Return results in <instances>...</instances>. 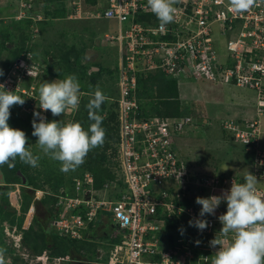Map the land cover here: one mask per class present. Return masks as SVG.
Returning a JSON list of instances; mask_svg holds the SVG:
<instances>
[{"label":"built area","instance_id":"obj_1","mask_svg":"<svg viewBox=\"0 0 264 264\" xmlns=\"http://www.w3.org/2000/svg\"><path fill=\"white\" fill-rule=\"evenodd\" d=\"M16 1L20 20L29 7L25 0ZM65 1L72 11L70 20L117 23L118 33L104 37L105 42L118 47L119 55L120 95L112 100L117 104L119 128L118 154L112 162L116 179L106 182L102 193L105 196L114 191L119 197L97 198L94 176L86 172L82 180L77 179L76 189H85L82 197H61L57 203V231L81 240L99 218L104 224L113 223L118 242L107 264H211L219 246L212 248L209 242L219 235L222 224L218 217L225 213L223 207L227 208V204L222 202L215 216L204 217L209 226L201 232L189 226L190 220L199 218L201 208L184 207L182 202L220 195L230 190L233 180L242 182L216 166L196 170L184 163L174 140L191 124V118L143 117L137 97L138 75L161 72L177 80L179 86L183 81L206 80L256 93L258 118L243 123L227 118L223 129L244 148L254 150L252 174L264 194V149L260 147L264 118V5L239 14L230 10L228 0H180L175 21L161 30L156 16L146 6L147 0H96L90 10L84 8L86 0ZM126 23L129 25L125 29ZM31 35L37 39L40 32L35 28ZM218 37L224 39V54H220ZM45 72L46 66L26 46L21 58L0 77L5 90L16 91L25 99L22 106L13 107L19 114L21 110L31 124L36 111L49 119V111L39 108L36 94ZM29 78L34 84L26 88L23 83ZM119 181L124 183L123 189ZM164 213L179 220L180 235V229H184L177 240L181 245L175 241L167 245L170 241L165 235ZM13 233L15 230L8 232L17 260L8 258L9 264H62L63 258L26 252L22 236Z\"/></svg>","mask_w":264,"mask_h":264},{"label":"trees","instance_id":"obj_2","mask_svg":"<svg viewBox=\"0 0 264 264\" xmlns=\"http://www.w3.org/2000/svg\"><path fill=\"white\" fill-rule=\"evenodd\" d=\"M25 1L29 8L25 10L26 16L20 20H17L18 13L16 10H14L13 14H6V10L0 11V69H3L4 74L8 73L13 64L21 58L26 47H24V44H26L27 40L25 38H29L36 28L40 32V36L37 38L39 41L35 42L33 47H30L29 49L34 52L38 59L41 57L42 59H45L47 63H49L50 69L53 71V75L60 79H64L68 75L74 74L79 80L81 90L84 89L86 92H89V89H94L97 88V86L104 85V83L106 84V88L107 86H112V82L114 81H109V79L105 78V73L107 74V71L108 76L113 77L110 70L105 69L104 67H99L100 70L98 72L91 71L90 74L88 73L90 66L84 64L85 53L88 49L87 47H89L88 44H85L86 42L79 38L77 32L74 33L73 30H69L67 32L59 28V25H61L62 22H66L68 24L71 22H80L78 20L68 19V16L72 11L68 8V3L65 0ZM95 3L96 0H86L84 4L85 10H90V6L94 5ZM95 31H97V28ZM69 33H72V35H69ZM42 36H44L43 39L40 38ZM68 37L69 39L66 40ZM40 41H42L41 44ZM55 43L57 44L55 45ZM37 47H39L38 50ZM55 48L59 50L58 57L50 51V49ZM108 51L109 49L106 50L107 53ZM49 57H52L55 62L50 63L48 61ZM32 84H34V80L29 78L24 81L23 86L29 88ZM103 89L104 90H102V92L108 98H113V96L110 94L108 95V89ZM137 97L139 100L140 113L143 117L157 115L166 118H179L185 115V110L182 107L184 104L180 100L178 81L168 79L161 72L147 75H138ZM92 99L93 97L83 100L85 102H83L80 112L73 120V122H79L86 130L94 122L92 119H90V111L87 107ZM116 107L117 104L115 102L110 103L108 99L102 105L98 113L103 117L102 126L106 129L107 133L105 147L104 143L103 146L92 150L87 156V162L85 161V163L76 171L69 173L62 172L60 170L61 166L52 168V159H44L35 152V150L39 149V147L36 145L38 138L32 135V125L30 122L25 121L20 116L11 112V116L8 121L9 125L13 128L23 130L26 133L28 140L30 139L29 143L33 145V155L39 157L38 167H41V170H39V173L36 176L30 174L29 171L34 167L20 161L19 158L16 159L15 166L12 168H9L7 164L3 167H0V170L6 179L5 182L8 184L1 186L0 188V231L2 235H5L6 227H10L11 229L16 228L19 232L24 234L25 245L30 251L43 252L50 250L51 252L54 251L52 252V255L60 257L68 255L72 256L70 252L73 253L74 248L78 249V247H76L78 242H90L97 245L99 244L100 246H103L104 249H109L110 251L108 254H106L101 263L96 262L93 264H107L106 262L114 250V245L117 244L118 240L115 238L113 233H109V231L104 234L101 233V235L103 234L102 236L100 234L97 235V231L99 230H97V228L100 224H102L101 221L95 222L91 226L90 232L85 235L82 240H72L69 238L56 236L53 231H48L47 224L50 221L53 222V219L57 217L56 205L59 200L57 198L59 195V190L64 187L66 183H69L70 187L72 188L74 178L82 177L87 171H89L94 176L95 184L93 188L95 192H98L96 197L99 198L101 196L99 198L101 199L107 196H104V194H101L100 192L103 190L106 182L116 179V174L111 159L104 152L102 153L101 150L103 151L104 148L108 149L109 145L107 141L115 140L118 134L119 128L117 123L118 116L115 112ZM104 113H107V116H104ZM52 120L56 119L49 112L48 122H51ZM60 121L64 123L63 120ZM244 150L249 158L253 161L254 150L251 148H245ZM57 164L60 165V163ZM18 170H21L23 174L26 175L28 182L26 186L21 187V193L19 195L17 204L19 207H15L12 204L10 195L13 191H15V185L21 183L16 175ZM236 177L240 178L239 176ZM41 178L42 181H44L43 183H41ZM240 181L242 183L244 182L243 179H240ZM118 185L121 189H123L125 186L122 181H119ZM39 190L44 191L47 194H45L43 200L34 201L36 191ZM68 193H70L72 196L70 190ZM84 193L85 189L81 191L78 196L82 197ZM108 194L112 195L111 198L119 197V195L115 194L114 191H111ZM33 203L36 205L37 212L41 213L45 218H48V221L45 223L42 222L38 216H35L32 223H35V225L38 226L39 231L41 230L40 234L39 231H36L35 227V230L32 229V225L28 230L23 229L26 215ZM192 204L197 207H202L196 203V199L187 200L183 203L184 206H190ZM223 209L225 212L227 211L225 207H223ZM161 211L162 210L159 209V212ZM163 215H165L164 220L167 221V232H165V235L170 241L167 245H171V243L174 241L176 245H181L177 242L178 237L181 236L176 230L178 219L175 217L168 218L167 213H164ZM191 234L192 233L190 232L189 235ZM2 235H0V247H5L7 249V257L10 259L12 258L15 262L17 260V258L14 256L16 251L10 246V243L5 240ZM161 235H163V233H161ZM204 238L206 237L201 239ZM38 240L42 242V245H39L40 242H38ZM50 240H55L56 244L49 247L48 243H50ZM34 241H37V245L36 243H32ZM104 241H107L110 244L109 248L104 245ZM77 249L74 251L76 254L78 252ZM75 256L76 255L74 254L73 257Z\"/></svg>","mask_w":264,"mask_h":264},{"label":"clouds","instance_id":"obj_3","mask_svg":"<svg viewBox=\"0 0 264 264\" xmlns=\"http://www.w3.org/2000/svg\"><path fill=\"white\" fill-rule=\"evenodd\" d=\"M178 3H180V0H147L146 6L156 16L159 21V26L161 30H163L168 24L175 21L177 13L176 5ZM228 3L230 10L239 14H244L254 7L264 5V0H228ZM3 75L4 71L0 69V77ZM29 75L31 76V72H29ZM117 82H119V78ZM0 88L3 89L0 91V167L6 164L9 168L14 167L17 158L30 166H38L39 157L33 155L26 133L23 130L11 127L8 123L11 112L29 122L27 117L24 118L23 114L16 112L13 107L16 105L22 106L25 103V99L15 94L16 91L5 90L3 84H0ZM38 92L40 109L44 112L50 111L53 116L68 114L71 118V122L68 121L63 123L60 120L48 122L46 117L42 116L39 111L34 112V119L32 124H30L33 127L32 135L38 138L36 145L43 154L60 163V170L62 172L69 173L76 171L85 163L88 154L92 150L103 146L105 143L107 133L106 129L102 126L103 117L98 113L102 105L108 99L110 103H113L112 100H116L117 98H108L99 86H97L93 99L87 106L90 111V119L94 122L86 130L79 122H73L75 116L80 112L84 100L81 98V85L74 74L68 75L62 80L57 79L52 82L46 81L39 86ZM104 116H107V113H104ZM37 118L39 122H37ZM108 141V149L104 151L101 150V152H104L113 162V159L116 158L118 154V149L116 147L119 142L118 134L115 140ZM82 177L74 178L73 180L72 189L75 191L76 196H71L70 193H68L69 190L66 189L67 187L64 186L59 190L60 196L58 195L57 198L60 200L61 197H80L78 194L81 191H78L76 188L77 179H81ZM259 184L260 182L257 177L249 172L245 175L243 183H237L233 180L230 190H223L220 195L193 198L196 199V203L202 207H200L199 218L190 220L189 226L196 227L201 232L209 226L208 221L204 219V217L206 215L215 216L216 209L221 203L226 202L227 204V208L226 205L224 206L227 211H224L225 213L218 217L222 224L219 235H216L215 238L209 242L212 248H217V246H219V249L212 257L211 264H264V194H261L258 187ZM43 192L44 191L40 190L36 191L34 201L43 200L45 194H47L45 192L44 195H42ZM100 193L102 194V191ZM184 202H182V205ZM190 206L195 205L192 204ZM35 210H37V208L35 203H33L26 215L27 218L23 225L24 230H28L32 225V221L35 218L33 215L35 214ZM56 218L57 217L53 219V222L50 221L53 228L51 230L56 236L72 239L67 236H62L57 231L54 222ZM100 221L102 222L99 218L97 222ZM177 221L179 225V220ZM25 225L26 227H24ZM111 229L113 233L114 226H111ZM13 230H15L13 235L22 236L23 248L24 250L27 249L29 253L35 255L47 253L52 259L63 258L62 264L66 261H70V258H72L70 257L71 255L64 257L54 256L50 251L32 252L25 245L24 234L22 232H19L16 228L11 229L10 227H6L5 233L9 238L7 241L14 250L12 236L8 234V232L11 233ZM180 231L181 235L185 232L183 228H181ZM196 243L199 244L200 241ZM6 254L7 249L5 247H0V264H9V259ZM71 261L73 263L74 260L72 259Z\"/></svg>","mask_w":264,"mask_h":264},{"label":"rangeland","instance_id":"obj_4","mask_svg":"<svg viewBox=\"0 0 264 264\" xmlns=\"http://www.w3.org/2000/svg\"><path fill=\"white\" fill-rule=\"evenodd\" d=\"M1 10H6V14H13L14 10H16L17 13H19L20 12L19 3L16 0H0V11ZM4 21H7V20H4ZM99 25L105 26V27H103L102 31L99 30V27H98ZM128 25H129L128 23L125 24V29L128 27ZM59 26H60L59 27L60 29L65 30L67 32L69 30H73L74 33L77 32L79 38L83 39V41L86 42L85 44H88L89 47H87L88 49L86 50L87 55H88L87 56V61H88L87 64L94 65V63L96 64V61H98V63L100 61L99 65H101V67L106 66L107 68L111 69L110 72H112L111 74L114 76L113 79H115L116 82L118 81L119 73L117 72V64H116L118 62V55H116V57H115L114 54L109 55V53L107 54V52H106V50H107L106 48H112L115 50H117V48L112 47L108 42H105V40H104L105 39L104 37L106 34H117L118 33L117 32V24H115L112 21H83V22L80 21V22H71L69 24L66 22H62V24ZM96 28H97V31H95ZM69 35H72V33H69ZM43 37L44 36H42L40 38L43 39ZM23 38H25V37H23ZM25 39H27V40H26V44H24V47L28 46L29 48L30 47L32 48L33 45L35 44V42L39 41L38 39L36 40L35 35H30L29 38H25ZM68 39H69V37L66 40H68ZM216 39L218 40V43H219L220 54H224L225 53L224 48H223L224 39L221 37H218ZM41 43H42V41H40V44ZM56 44L57 43H55V45ZM55 45H54V47H55ZM38 48L39 47H37V50H38ZM40 49H41V47H40ZM50 51L52 53H54L55 56L58 57L59 50L57 48L50 49ZM91 52H93V54L95 55V58H94V55L91 54ZM109 52H111V51H109ZM49 58H51V57H49ZM95 59H96V61H95ZM49 66L50 65H48V67ZM105 75L107 76V74H105ZM222 85H224V84H222ZM212 86H216V84L213 85V83H210L206 80H203V81L202 80H199V81H195V80L183 81L179 86L182 89L183 93L186 95L185 99H187V100L185 101V103H186L185 106L186 107L190 106L189 108L192 109L189 111V114L192 117H194V115H195V117H200V119H201V120L199 119L200 120L199 122L196 121L198 123V126H199L198 127L196 125V122L193 120L194 118L192 119V117L189 116L191 118V124L189 125V127H186V129L183 132L185 135V138L188 139L190 146L184 148L181 155L179 153L178 154L182 158V160L185 162V164H187L188 159L190 161V153L191 152L198 154L197 151H201V148H203V147L205 149H207L208 147H210V148L215 147L216 143L219 142L218 140H220L219 138L222 136L221 123H223V122L222 121L219 122V120H220L219 117H224V116L220 112H218V115H217L213 111L212 115H214V118L212 120V118H210L212 116L211 115V108L209 105H207L208 103H203V101L197 102V101H195V97L192 98V96L190 94V92H193V90H190V89H197V90H195V92L198 91V94H201L202 92L199 91L200 88L202 89V88H209L210 87L212 89ZM112 87L116 88L115 82H112ZM211 89H209V91H208L210 96L213 97L211 99L216 98L217 100H221L222 102L225 101L224 107L227 108L228 112H230V114L227 113L226 115H233L232 114L233 113L232 103H234L233 107L236 108L239 111V113L241 115H243L244 118L252 119L251 117L253 116L254 110L251 109L252 108L251 104H249V103L239 104L237 101V97H233V96L232 97H233L234 101L231 102V97L228 96L227 94L224 95V93L219 92L218 90H214V89L211 90ZM114 93H116V91H114ZM238 93L242 94V93H240V91H238ZM242 95H245V94H242ZM253 96H254V104L256 105L258 103V96L256 93L248 94L247 97H253ZM90 98H92V97H90ZM230 109L232 112L230 111ZM20 112L22 114L21 110H20ZM23 117L25 118L26 115H23ZM225 117H233V116H225ZM262 122L264 123V118L262 119ZM223 136H225V134H223ZM29 142H30V139L28 140V143ZM108 142H110V141H108ZM29 144L31 145V151H32L33 145L31 143H29ZM105 145H106V143H105ZM263 146H264V138H261L260 139V147L262 149H264ZM235 147H230L229 149H227V151L226 150L221 151L222 149L228 148V147H226V146L221 147L220 146V150H217L220 153H218L215 157H212L210 159H207L206 156H208V155L205 156L204 153H201L202 155L198 154V156L196 155V157H199V156H202V157H200V159H197L196 162L198 165H200V168H203L205 166L220 167V164L222 165L225 162L229 163L233 159L238 158L239 154L237 152L234 153L233 151H236V150L240 151L241 149L239 147H236V148ZM104 149H103V151H104ZM229 150H233V151H229ZM35 152L38 155L42 156L44 159L45 158L51 159L49 156L43 154V152L40 149L35 150ZM216 153L217 152H215L214 154H216ZM193 157H195V156H193ZM87 159H88V157L85 160L86 162H87ZM192 160H195V158H193ZM52 161H53V165L51 166L52 168H54L56 166H61V165L57 164V163H59L58 161H55V160H52ZM114 161L115 160H113V162ZM235 162H236V160L232 162L233 168H234ZM222 168H224V167L222 166ZM226 168H228V167H226ZM195 169L199 170V168H195ZM39 170H41V167L35 166L33 169H31L29 171V173L36 176L39 173ZM40 180H41V183L44 182V181H42V178ZM65 186L70 190L72 196H76L75 191L70 187L69 183H66ZM20 193H21L20 186L15 185V191H13L11 193V199H12L13 205L15 207L18 206L17 202H18V196L20 195ZM44 193L45 192H43L42 195H44ZM110 197H111V194H108L107 198H110ZM37 213H39V212H37V210H35V214H33V215L34 216L38 215V218H40L42 222L46 223L48 221V218H45L44 216H42L41 213H39V214H37ZM111 226H114V224L113 223L107 224L106 228L108 231H110ZM34 227L36 228V231H39L38 226H36L35 223H32V229L35 230ZM98 229H100V228L98 227L97 230ZM97 232H98L97 235H99V234L101 235V233H103L102 230H98ZM40 233H41V230L39 231V234ZM36 234H37V232H36ZM43 234H44V232H43ZM0 235H2L1 231H0ZM2 236L4 237L5 240L9 239L6 233H5V235H2ZM38 242H40L39 245H42V242L40 240H38ZM49 242H50V243H48L49 247L56 244L55 240L54 241L50 240ZM32 243L33 244L36 243V245H37V241H34ZM103 243L106 247H108V248L110 247V244L107 241H104ZM76 247H78V249H79V250L77 248L73 249V253L76 256L73 257L74 254L72 252H70L72 254V256H70V257H72V258H70V261L64 260V261H66V262H64V264H91V263H96V262L101 263L102 260L104 259V257L106 256V254H108V252L110 251L109 249H104L103 246H100L99 244L97 245V244L90 243V242H82V243L78 242ZM76 249L78 251L77 254L74 252V251H76ZM25 250L28 252L27 249H25ZM47 251H50V250H47ZM100 251H101V253H100ZM52 252H54V251H52ZM73 258H75V259H73ZM72 259L74 260V263H72V261H71ZM75 260H76V262H75Z\"/></svg>","mask_w":264,"mask_h":264},{"label":"crops","instance_id":"obj_5","mask_svg":"<svg viewBox=\"0 0 264 264\" xmlns=\"http://www.w3.org/2000/svg\"><path fill=\"white\" fill-rule=\"evenodd\" d=\"M83 21H102V20H93V19L90 20V19H88V20H82L81 22H83ZM112 22H114V21H112ZM114 23L117 24L116 22H114ZM98 27H99V30L102 31L103 30V27H105V26L99 25ZM117 30H118V27H117ZM112 47L117 48L115 46H112ZM107 49H109V51H111V52L108 51L109 55L110 54H114L115 57H116V55H118V48H117V50L112 49V48H107ZM91 54H93V52H91ZM87 56L88 55H87V52H86L85 53V57L86 58H84V64L89 65V64H87L88 63ZM94 58H95V55H94ZM39 61L46 66L45 75H42L41 76V78L39 79L40 82L42 80H43V83L46 82V81L47 82H52L54 80L60 79V78L56 77L55 75H53V71L50 69V66L48 67L49 63L47 64V62H46L45 59H42L40 57ZM48 61L50 63H54L55 62L52 57H51V59L49 58ZM95 61H96V59H95ZM99 63H100V61H99ZM99 63H98V61H96V64L94 63V65H89L90 66L89 72L90 73H91V71L92 72H98L100 70L99 67H101V65L99 66ZM118 63H119V58H118V62L116 63L117 64V68H118ZM95 66H97L98 68L95 69L96 68ZM104 68L105 69H108V70H111V69L107 68L106 66ZM113 77H109L108 76V71H107V77L105 76V78L109 79V81H114L116 83V88H113L112 86L111 87L107 86V88H106V84L105 83H104V85H100L99 87H100L101 90H104L103 88L108 89L109 90L108 95L110 94L111 96H114V97L118 98L119 95H120L119 85H118V82H116L115 79H113ZM214 84H216V86H212V89L218 90L219 92L224 93V95L227 94L228 96H230L231 97V102L234 101L233 97H237V101H238L239 104L249 103V104L252 105V108L251 109L254 110L253 116L251 117L252 119H246V118L243 117V115H241L239 113V111L236 108L233 107L234 106V103H232V105H233L232 106V111H233L232 114L233 115H226L227 113L230 114V112H228L227 111V108L224 107L225 101L222 102L221 100H217L216 98L215 99H211L213 97H211L210 94H209V92H208L209 89H211L210 87L209 88H202V89L200 88L199 91L202 92L201 94H198V91L195 92V90H197V89H190V90H193V92H190V94H191L192 98L195 97V101H197V102L198 101H203V103H208L207 105H209L210 108H211V115L213 114V111H214L217 115H218V112H220L224 117L225 116H233L234 117V118L233 117H225V118L224 117H219L220 118L219 122L220 121L224 122L225 119L231 118V119H234L236 121H240L241 123H243L244 121H249V120L252 121L253 119H256L258 117L257 116V104L256 105L254 104V96L253 97H247L248 94L254 93L253 91L251 92V90H248V89H243V88H239V87H236V86H230V85H225V84L222 85V84H219V83H213V85ZM95 90H96V88L89 89V92H86L84 89L81 90V98L84 99V100H86L87 98L93 97ZM114 91H116V93H114ZM238 91H240V93L245 94V95L239 94ZM179 93H180V100L184 104L182 107L185 110V115H183V116H187V117L188 116H191L189 114V111L192 110V109L189 108L190 106L189 107H186L185 106L186 105L185 101L187 100V99H185L186 95L183 93V91H182V89L180 87H179ZM36 94L39 97V92L38 91H37ZM83 102H85V101H83ZM83 102H82V105H83ZM230 111H231V109H230ZM54 118L56 120H63L64 123H66L68 121L71 122V118L68 116V114L63 115V116H58V117L57 116H54ZM210 118H212V120H213L214 115H212ZM192 119L195 122L196 121L199 122L201 120L200 117H195V115H194V117H192ZM196 125L198 126V123L197 122H196ZM221 129H222L221 130L222 131V136L219 138L220 140H218L219 142L216 143V146L213 147V148L208 147L207 149H205L203 147V148H201V151H197V153L199 155H202L201 153H204L205 156L208 155V156H206L207 159H210L212 157H215L218 153H220L219 151H217V150H220V146L221 147H224V146L228 147V148L222 149L221 151H223V150H226L227 151V149H229L230 147H235V146L236 147H239L241 149L240 151L239 150H236V151L229 150V151H233L234 153L237 152L239 154L238 155V158H235L232 161H230L231 163L230 162L229 163L228 162H225L222 165L220 164V167H218V168L222 172H225L226 174H233V175L239 176L240 179H243L244 180V177H245L246 174H248L249 172L252 173V160L249 158V156L245 152L244 148L238 142H236L232 137H230V136H228L226 134V132L223 129V123H221ZM223 134H225V136H223ZM261 138H264V126H263V134H262ZM174 145H175L176 152L181 155V153L184 150V148L190 146V143H189L188 139L185 138L184 133H182V134H180L179 136H177L175 138ZM215 152H217V153L214 154ZM198 154H195L194 152H191L190 153V161L188 159V162H187L186 165L189 166V167H193V168H200V165L197 164L196 160L197 159H200V157H202V156L196 157V155L198 156ZM193 156H195V157H193ZM193 158H195V160H192ZM235 160H236V162L234 163V168H233V163L232 162L235 161ZM222 166L224 168H222ZM226 167H228V168H226ZM106 226H107V224H103V223L100 224L99 225V227H100L99 230H102L103 233H107L108 230H107ZM51 229H53L52 228V224H50V222H49V224H48V231H52ZM91 238H93V237H91ZM75 262H76V260H75ZM73 263H74V261H73Z\"/></svg>","mask_w":264,"mask_h":264},{"label":"flooded vegetation","instance_id":"obj_6","mask_svg":"<svg viewBox=\"0 0 264 264\" xmlns=\"http://www.w3.org/2000/svg\"><path fill=\"white\" fill-rule=\"evenodd\" d=\"M1 171V170H0ZM19 172H20V170H18L17 171V173H16V175H17V177L19 178V180H20V184H17V185H19L20 186V188L23 186V183H22V179H23V177L22 176H19ZM22 173V172H21ZM22 175L27 179V181H28V178L22 173ZM2 179H1V181L0 182H2V183H0V188H1V186H5V185H8L6 182H5V177H4V174L2 173ZM6 183V184H5ZM10 198H11V195H10ZM18 200H19V196H18ZM11 201H12V199H11ZM12 204H13V201H12ZM17 204H18V202H17ZM109 233H112V229L109 231Z\"/></svg>","mask_w":264,"mask_h":264},{"label":"water","instance_id":"obj_7","mask_svg":"<svg viewBox=\"0 0 264 264\" xmlns=\"http://www.w3.org/2000/svg\"><path fill=\"white\" fill-rule=\"evenodd\" d=\"M51 59V58H50ZM95 69H97V68H95ZM19 176H22L23 177V179H22V183H23V186H25L26 184H27V179L22 175V173H21V171L19 172ZM2 173H1V171H0V181H1V179H2ZM0 183H2V182H0Z\"/></svg>","mask_w":264,"mask_h":264},{"label":"bare ground","instance_id":"obj_8","mask_svg":"<svg viewBox=\"0 0 264 264\" xmlns=\"http://www.w3.org/2000/svg\"><path fill=\"white\" fill-rule=\"evenodd\" d=\"M188 127H189V126H188ZM111 196H112V195H111ZM111 225H112V224H111ZM97 238H98V237H97ZM97 238H96V239H97ZM84 261H85V260H84Z\"/></svg>","mask_w":264,"mask_h":264}]
</instances>
